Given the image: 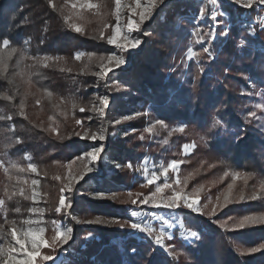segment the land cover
Returning a JSON list of instances; mask_svg holds the SVG:
<instances>
[{
  "label": "trees",
  "instance_id": "obj_1",
  "mask_svg": "<svg viewBox=\"0 0 264 264\" xmlns=\"http://www.w3.org/2000/svg\"><path fill=\"white\" fill-rule=\"evenodd\" d=\"M71 1L0 0V55L8 57L0 66V97H8L0 98V241L10 228L23 229L37 207L29 157L42 176L45 238L51 244L57 224L72 230L65 257L54 264H264V224L237 226L264 216V24L254 22L260 12L223 0L216 8L210 0H158L139 24L141 45L123 55L125 68L99 79L113 50L107 39L115 0H92L95 9L85 12ZM145 118L156 125L151 135ZM99 131L104 140L90 142ZM96 144L103 150L97 166L110 173L69 182V174L81 173L79 156ZM143 160L180 163L179 187L199 198L200 211L181 208L177 215L198 240L185 243L175 230L165 251L126 226L130 212L141 209L140 194L154 190L134 172ZM62 189L67 200L57 214ZM225 195L232 202L223 206ZM97 219L102 223H89Z\"/></svg>",
  "mask_w": 264,
  "mask_h": 264
},
{
  "label": "snow or ice",
  "instance_id": "obj_2",
  "mask_svg": "<svg viewBox=\"0 0 264 264\" xmlns=\"http://www.w3.org/2000/svg\"><path fill=\"white\" fill-rule=\"evenodd\" d=\"M164 0H160V3H163ZM213 3H216L217 0H212ZM233 2L235 3L236 0H233ZM116 6H117V11L114 13V15L117 16V27H114L112 29V34L110 37H108L107 42L109 44H114L117 48L121 49L122 51H128L130 49H136L138 48L142 41L140 39H134L131 37V33L133 32H139L140 31V27L138 24L134 23L133 20L131 18H129L128 20V24H127V29H120L119 31L117 30L119 28V7H120V0H115ZM157 3V0H150V7L142 10L140 12V24L144 23V18L147 17H151V12L152 9L155 8ZM248 5L250 6L251 4V0H247ZM86 7H95V5L92 4H87ZM137 7H139V4H137ZM132 13L130 12V17H131ZM204 15V10H201V17H203ZM211 19L215 20L216 16L213 15L211 17ZM65 23L68 24L69 28L73 31H76L80 34H83L81 29L76 27L73 24H69L68 20H65ZM213 38L215 37V33H212ZM224 35H227V33L225 32ZM103 33H101V39H103ZM121 41V42H118ZM198 43H203V41H197ZM9 44V42L7 40H4L3 42V47H7ZM13 51H15V49H13ZM208 49H204V52H208ZM10 55V54H9ZM193 53L191 52V50H189L188 53V58L192 59L193 58ZM7 56H2L0 55V66L5 65V62L7 60ZM41 61H48L52 58L50 57H42L39 58ZM62 59V58H60ZM76 60H80L81 59V55H76L75 56ZM89 60H92L93 57L89 56L88 57ZM101 61H103L105 58L101 57L99 58ZM107 61L110 63V67L107 68V70H105V68L102 66L101 67V72L103 73L104 76L108 75V72H111L114 68H120L125 64V60L120 57V56H109L107 57ZM41 66L43 67H47V63H42ZM5 70L4 68L0 67V71ZM61 71H63V69H61ZM103 78V77H102ZM47 95V93H45ZM3 99H8L7 96L4 97H0ZM99 104L102 105L103 107H107L108 105V101L106 98H100L99 99ZM75 107V106H74ZM85 109L84 108H80V111L83 112ZM23 111V102H21V112ZM101 117H103V112L99 111L98 113ZM8 119H11V117H9ZM78 125L81 123L80 121L76 122ZM117 123H119V121H117ZM219 121H216L215 124H219ZM156 125H153V128ZM161 127H163L164 125L161 124ZM215 126V125H214ZM152 129H146V131L151 132ZM173 131L175 132H183L184 129L183 128H176L173 129ZM88 137V133H85L83 136H80V139H86ZM91 138L93 139V141H95L96 139H100L102 140L104 137L102 135H97L96 133H92L91 134ZM20 141L17 140L16 143H19ZM186 148L188 146H185ZM101 153H102V149L100 147H96L93 150L89 151L86 153L85 156H81L79 157V160L83 162V167L84 169H86V171L88 173H91L92 171H94L95 169L93 167H90V164H95L96 162H98V160L101 158ZM25 159H27V157H25ZM74 163V162H73ZM178 164L176 163H169L167 166V169H165L164 171H161L159 173L160 177H164L166 175V172L168 170H173L175 171L178 168ZM14 168H16L17 171L19 172H24L25 169L22 167H17L15 164L13 165ZM115 167L117 169L120 168L119 165H115ZM129 167H131L129 165ZM28 172H35L36 168L35 166L29 165V167L27 168ZM225 175H227V173H225ZM82 178V177H81ZM145 179L147 180V184L141 185L142 187H147L150 184H154L156 183L158 177L156 175H152L151 178L149 179L147 176H145ZM233 179L235 180L236 177L233 176ZM18 183H23V181H17ZM33 185L37 184V181L33 180L31 182ZM169 188V184L166 182L163 187L161 186H157L155 188V191L152 193L151 196L149 197H145L144 200L142 201V204L144 205H148L151 208H166V209H170V210H175L176 208L180 207V201L181 199L183 200V207L189 209L190 211H196V205L198 204V201L193 199L191 201H189V199L187 198V196L185 197H181L177 192L173 191L172 196L171 197H164L163 193L165 191V189ZM232 188V185H229V189ZM66 189L68 192H71L73 190V185L71 183H69L66 186ZM182 191V190H181ZM62 194H61V198H60V206L57 207L55 209L57 214H60L62 211V208L65 207L66 204V200L67 197L63 194L64 190H61ZM16 193H13V195H15ZM21 194H23V190L21 189ZM129 196H131L132 194L129 193ZM35 196V193H34ZM27 198V197H25ZM96 199H103V196H96L94 197ZM241 200H243V196H241L240 198ZM252 199H257V197L254 195L252 197ZM224 205L226 206L227 203L232 202L231 200H229V197L227 195H225L224 197ZM134 205L137 203L135 200L131 201ZM3 202L0 201V204H2ZM67 207H71V204L68 203ZM213 214H215V212H213ZM132 217L134 218L132 222L127 223L126 226L130 229H132L134 232H139V233H146L149 237L153 236L154 232H153V228L148 227V226H141V224H138L137 222H135V218L139 215V213L137 212H132ZM24 224L26 225H31L34 223H37L36 221H32V220H25L23 221ZM76 223H80L79 220L76 221ZM89 223H102L101 220L97 219L94 221H89ZM108 223L110 224H119L120 222L117 220H110L108 221ZM225 223H227V221H225ZM252 223H260V224H264V216L262 217H245L243 219H241L240 221H238V227L239 228H243L246 226H249ZM125 227V225H121V228ZM167 227V225H166ZM232 230V229H229ZM20 231L21 232V236L17 235V232ZM44 232L43 228L40 229H30V230H12L11 231V238H12V242H13V246L8 247L7 249L0 247V257H4L5 260V264H37V257L39 258V261L44 262V264H47L48 261H55V257H50L47 255H41L40 254V249L41 248H46L49 247L50 245L44 241L43 239H41V235ZM71 229H67L63 232L57 230V234L56 237L53 238V244H56L57 241L59 242V244L62 246L63 244H67L68 241L71 239ZM164 236L163 233H161L159 236H157L156 239L153 240L154 245H156L159 248H163L165 251H169L168 248L165 247L162 237ZM168 239H171V235H169L167 237ZM186 239L188 240H198L199 236L197 235L196 232H189L186 237ZM5 243H7V241H5ZM259 249H254L253 251H258ZM134 251V250H133Z\"/></svg>",
  "mask_w": 264,
  "mask_h": 264
},
{
  "label": "rangeland",
  "instance_id": "obj_3",
  "mask_svg": "<svg viewBox=\"0 0 264 264\" xmlns=\"http://www.w3.org/2000/svg\"><path fill=\"white\" fill-rule=\"evenodd\" d=\"M158 1V0H157ZM225 3H229V4H234L237 5L239 7L242 8H252L255 11H259L260 13L255 15V21L258 24L263 25L264 24V0H251V4L250 6L247 3V0H236V2L234 3L233 0H223ZM218 2V0H217ZM216 3H213L212 0H210V3L212 4V6L214 8H216ZM87 4H92L95 5L96 4L92 1V0H72L71 1V8L73 10H75L76 12H81V11H90V10H94L95 7H86ZM137 4H139V7H137ZM150 7V0H120V7H119V28L117 29L118 31L120 29H127V24H128V20L129 18H131L133 20L134 23L136 24H140V12L146 8ZM153 10V9H152ZM117 11V6L115 3V12ZM130 12L132 13L131 17H130ZM149 17H145L144 21L146 19H148ZM117 27V16L115 15V24L113 26ZM112 28V29H113ZM132 38L134 39H138L137 38V32H133L130 34ZM118 42H121L118 40ZM111 47H113V50L110 54V56H120L124 59V54L127 52H133L136 49H130L128 51H122L121 49L117 48L114 44H110ZM189 53V51H188ZM188 55V54H187ZM125 60V59H124ZM110 63L107 61L106 63H104V68L105 70H107L108 67H110ZM125 68V64L120 67V68H114L112 71L117 70V69H123ZM110 72H108L109 74ZM102 77H106L103 75V73L100 71V76L99 79H102ZM100 98H105V96H101ZM102 106V105H100ZM108 108V106L106 107ZM78 113H83L80 111V108L77 111ZM146 114V111L145 113ZM154 125V124H153ZM152 124H150L147 119L145 118L144 120V124H143V130L148 133L149 135H151V132L146 131V129H152L153 127ZM152 131V130H151ZM97 135H102L104 137V133L102 132H97ZM109 137H113V133H110L108 135ZM104 140V138L102 139ZM100 139H96L95 141H93L92 138L89 139L90 142H98V141H102ZM96 147H100L102 149L101 145L96 144L95 146H92L91 148H89L86 152H83L79 157L81 156H85L87 152L93 150ZM189 148H185L184 149V153L187 155L189 154ZM103 151V150H102ZM102 154V153H101ZM27 161V168L29 167V165L35 166L31 161H29V157H27L26 159ZM96 162L95 164H90V167H93L95 170L92 171L91 173H88L86 171V169H84L83 167V162L79 160L78 158V164L80 166H82L81 168V173L79 175H68V181H78L81 177L86 176V177H93L96 178L98 181L101 180V178L103 176H107V174H109L110 172H105V174L102 173V170L97 166ZM169 163H176V164H180L177 163L175 161H169L167 164H164L163 162H156L154 164L151 163L150 160H143L142 162H136V164L134 165V172L136 174V176H140L143 180L144 184H147V180L145 179V176H147L149 179L151 178L152 175H156L158 177L156 183L154 184H150L154 187V190H152L150 193L148 194H140V210H135V211H131L130 212V216H131V222L133 221V217H132V212H137L139 213V215L135 218V222H137L138 224H141V226H148L153 228V236L149 237L146 233H139L137 232V236H139L141 239L143 240H151L153 242L154 239L157 238V236H159L161 233L164 234V236L162 237L163 243L166 246V243L168 241H171L173 238V234L172 232L177 230L179 231V239L182 240L185 243H189L192 242L193 240H188L186 239V235L189 233L187 232L183 227H182V222L181 219L178 217L177 215V211L179 209H186L189 210L187 208L183 207V200L181 199L180 204L181 206L176 208L175 210H170V209H166V208H151L148 205H144L142 204V201L144 200L145 197H149L152 195V193L155 191V188L157 186H161L163 187V185L167 182L169 184V188L165 189L163 196L164 197H171L173 191L177 192L182 198L187 196V198L189 199V201L195 199L198 201V204L195 206L196 207V214L199 213L200 209H199V198L198 197H190L187 194H185L183 191H181L180 187H179V178H178V168L173 171V170H168L166 172V175L164 177H160L159 173L161 171H164L165 169H167V166ZM36 168V166H35ZM32 175V180L37 181L36 185H33L30 182V194L32 196V203L36 204V209L32 210L29 213V218L28 220H32V221H36L37 223L31 224V225H26L23 229L21 230H30V229H40L43 228L42 226V221H43V214L45 213V209L43 208V195L40 191V179L42 178V176L39 175L38 173V169L36 168V171L30 172ZM35 193V196H34ZM167 225V227H166ZM44 229V228H43ZM67 229H70L67 226H62L60 224L56 225V230H55V237L57 234V230L63 232ZM15 230L13 228H10L9 230V236L8 239H4L3 242L0 241V247L7 249L10 246H13V242H12V238H11V231ZM18 236H21V232L18 231L17 232ZM171 235V239H168L167 237ZM41 239H43L44 241H46L50 246L46 247V248H41L40 249V254L41 255H47L50 257H55V261L54 262H58L60 260H62L65 257V254L63 253V248L66 246V244H63L62 246L59 244V242L57 241L56 244H53V239L51 244L47 241V239L44 236V232L41 235ZM71 239H72V233H71ZM70 239V240H71ZM69 240V241H70ZM5 241H7V243H5ZM68 241V242H69ZM159 248V247H158ZM55 249H58L59 251H61V253H59L58 255H54V251ZM163 249V248H160ZM43 250H49L50 252H52L51 254H46L45 252H43ZM37 264H44V262L39 261V258L37 257ZM53 263V261H48L47 264H51ZM0 264H5V260L4 257H0Z\"/></svg>",
  "mask_w": 264,
  "mask_h": 264
}]
</instances>
